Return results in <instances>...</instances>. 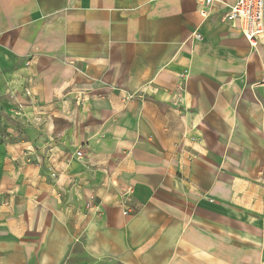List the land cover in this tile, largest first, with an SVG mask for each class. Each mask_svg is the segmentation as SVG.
I'll use <instances>...</instances> for the list:
<instances>
[{
	"label": "crops",
	"instance_id": "crops-1",
	"mask_svg": "<svg viewBox=\"0 0 264 264\" xmlns=\"http://www.w3.org/2000/svg\"><path fill=\"white\" fill-rule=\"evenodd\" d=\"M235 1L0 0V118L29 136L0 264H264V47Z\"/></svg>",
	"mask_w": 264,
	"mask_h": 264
},
{
	"label": "built area",
	"instance_id": "built-area-1",
	"mask_svg": "<svg viewBox=\"0 0 264 264\" xmlns=\"http://www.w3.org/2000/svg\"><path fill=\"white\" fill-rule=\"evenodd\" d=\"M197 2L201 7L199 10L200 15L203 18H208L217 0H197ZM236 20L243 22V35L253 50H255L259 44L264 47V0H236L233 5H225V10L222 12L221 16V22L232 23ZM262 65L264 67V60ZM76 157L81 158L80 151L76 152ZM44 159L45 161L48 160L49 156L44 155ZM45 168L49 177L52 180H56V170L49 165ZM57 196L60 197V194ZM4 204L8 206L7 202ZM124 212L132 213L134 211L125 208Z\"/></svg>",
	"mask_w": 264,
	"mask_h": 264
},
{
	"label": "rangeland",
	"instance_id": "rangeland-1",
	"mask_svg": "<svg viewBox=\"0 0 264 264\" xmlns=\"http://www.w3.org/2000/svg\"><path fill=\"white\" fill-rule=\"evenodd\" d=\"M24 127L21 128L14 125V122L3 121L0 118V205L5 202L7 195L4 188L14 182L16 172L19 171L20 159H25V152L23 154L21 150L29 140V136L25 130H21ZM65 264H94V262L84 256L78 244L74 248V254L68 257Z\"/></svg>",
	"mask_w": 264,
	"mask_h": 264
}]
</instances>
